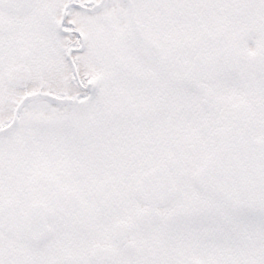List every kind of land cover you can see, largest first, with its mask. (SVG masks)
Returning a JSON list of instances; mask_svg holds the SVG:
<instances>
[{
    "label": "snow or ice",
    "instance_id": "snow-or-ice-1",
    "mask_svg": "<svg viewBox=\"0 0 264 264\" xmlns=\"http://www.w3.org/2000/svg\"><path fill=\"white\" fill-rule=\"evenodd\" d=\"M0 264H264V0H0Z\"/></svg>",
    "mask_w": 264,
    "mask_h": 264
}]
</instances>
